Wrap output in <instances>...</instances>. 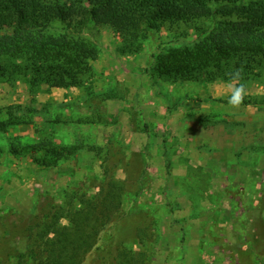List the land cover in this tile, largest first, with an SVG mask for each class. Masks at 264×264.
Returning <instances> with one entry per match:
<instances>
[{
	"label": "rangeland",
	"instance_id": "rangeland-1",
	"mask_svg": "<svg viewBox=\"0 0 264 264\" xmlns=\"http://www.w3.org/2000/svg\"><path fill=\"white\" fill-rule=\"evenodd\" d=\"M63 32L59 23L48 30ZM199 36L162 28L128 45L89 24L73 37L96 58L75 74L78 86L64 89L32 85L23 58L0 57V122L32 123L0 132V214L28 212L38 193L63 205L109 167L125 183L115 244L144 254L147 264H264V58L243 80L244 103L232 109L219 84L235 57L200 63L198 81L162 76L161 56L192 49ZM50 141L75 152L54 161ZM84 264H99L97 255Z\"/></svg>",
	"mask_w": 264,
	"mask_h": 264
},
{
	"label": "trees",
	"instance_id": "trees-1",
	"mask_svg": "<svg viewBox=\"0 0 264 264\" xmlns=\"http://www.w3.org/2000/svg\"><path fill=\"white\" fill-rule=\"evenodd\" d=\"M53 23L61 24L64 32L48 33ZM89 24L110 28L128 45L162 28L180 36L197 32L192 49L161 56L162 76L172 81H198L200 63L216 66L231 57L236 58L233 69H241L244 80L264 58V0H0V57L23 58V69L35 74L32 85L44 81L51 88L78 86L75 74L89 70L85 60H95L96 53L73 34ZM187 56L188 61L183 60ZM180 61L193 69L183 68ZM4 71L0 63V73ZM12 120L0 122V132L11 124H32L21 117ZM45 150L54 161L75 152L53 141ZM111 174L106 167L103 178L83 181L63 205L38 193L28 212L0 214V264H84L89 253L97 255L99 264H147L144 254L114 242L112 223L125 183Z\"/></svg>",
	"mask_w": 264,
	"mask_h": 264
},
{
	"label": "clouds",
	"instance_id": "clouds-1",
	"mask_svg": "<svg viewBox=\"0 0 264 264\" xmlns=\"http://www.w3.org/2000/svg\"><path fill=\"white\" fill-rule=\"evenodd\" d=\"M226 80L220 81V88L228 94L227 103L232 109L238 110L247 96L246 84L243 81V73L239 68L225 73Z\"/></svg>",
	"mask_w": 264,
	"mask_h": 264
}]
</instances>
